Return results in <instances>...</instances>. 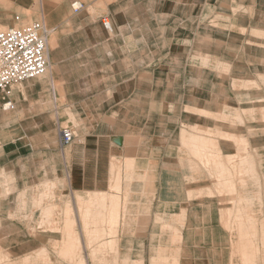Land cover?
I'll use <instances>...</instances> for the list:
<instances>
[{
	"label": "crops",
	"instance_id": "0c3cea01",
	"mask_svg": "<svg viewBox=\"0 0 264 264\" xmlns=\"http://www.w3.org/2000/svg\"><path fill=\"white\" fill-rule=\"evenodd\" d=\"M75 2L81 4L77 11L72 8ZM206 5L213 6L214 13L221 20L227 19L219 22L229 28L222 27L226 38L219 40L221 44H228L231 35L240 34L243 36L241 49L245 50L252 45L246 36L250 30L264 33V0H214L212 3L208 0H0V25L15 24V16H19V22L31 17L41 20L49 30L48 36L55 40L54 47H49L50 79L35 78L14 86L12 100L15 108L11 111L2 109L0 94V169L16 179L17 170L29 173L39 168L42 175L53 183L64 182L76 191H104L101 189L108 185L110 156L124 149L126 141H133L126 139L132 135L138 138L134 142L139 148L136 156L131 158L139 167L140 164L144 169L148 167V170L139 168V172L151 170L148 175L156 178L158 167L166 168L161 171L164 177L173 176L171 166L156 163L151 166L152 154L142 149L143 146H154L156 138L145 132L147 126H156L158 115L156 50L158 43H164V46L185 41L180 35L189 30V23L198 32ZM104 19L108 21L109 29L105 28ZM258 46L264 49V43ZM236 47L237 44L232 49L237 51ZM236 57L237 54L229 59L214 55L218 63L228 66L229 80L246 81L242 78L244 76H236ZM258 58L260 65L264 64L263 51ZM244 62L246 64L247 60ZM257 74L264 78V71L258 70ZM243 94L235 92L232 96ZM170 95L176 96L167 87L161 104L178 107L180 125L217 128L216 124L205 126L202 117L185 109L221 112V106L216 110L204 106L199 100L203 97L202 92L190 94L182 89L177 94L180 98L177 102H168ZM185 97L196 101H185ZM146 98L152 99L147 115L146 103L142 100ZM168 104L165 105L166 114H169ZM229 105L230 109H242L238 102ZM69 114L73 121H70ZM64 122L73 130L75 138L72 143L62 146L57 126ZM162 139L164 146L173 148L171 144L169 146L170 136ZM217 143L222 157L236 154L237 150L230 141ZM248 143V158L252 165L249 164L251 169L245 187H240L238 192L251 199L245 208L248 215L264 224V141ZM179 175L182 178L196 176L198 190L209 187L205 184L204 172L200 170L195 174L180 171ZM215 197L211 202L215 218L205 214L203 206L209 202L203 201L205 197L192 203L203 213L200 217L196 211L195 221L189 216L192 210L189 204L183 208L179 264H193V258L195 264L197 259H203L202 264H224L225 258V264H243V258H250L255 263L258 256L254 251L241 249L243 255L233 254L238 252L232 248L233 243H238L239 239L228 234L222 225L223 212L235 210L238 206ZM170 202L176 203L173 199ZM226 244L227 251L224 250ZM193 251L197 253L196 257Z\"/></svg>",
	"mask_w": 264,
	"mask_h": 264
},
{
	"label": "rangeland",
	"instance_id": "374dc122",
	"mask_svg": "<svg viewBox=\"0 0 264 264\" xmlns=\"http://www.w3.org/2000/svg\"><path fill=\"white\" fill-rule=\"evenodd\" d=\"M208 2L212 3L214 0H208ZM224 9L227 11V8ZM221 19L214 13L213 6L206 5L200 17L201 27L198 32L192 29V24L189 23V30L180 35L186 39L185 41H176L174 44H165L164 46V43H158L155 72L158 83L155 98L158 115L156 126L150 125L145 129L148 136L149 134L150 136L155 135L156 138L153 140L154 146L149 147L147 145L143 146L142 149L147 154H152L151 166L155 163L171 166L176 175L164 177L161 171L166 168L158 167L157 173L159 172V174L156 178L148 175L151 170L139 172V168L148 170V167L144 169L141 164L139 167L131 158V156L135 157L138 151L139 144L134 142L138 138H134L132 135L127 136V140H134L126 141L124 149H120L116 154L117 156L115 154L110 156L108 185L107 187L104 185L101 189L106 191V194L112 197L114 202L110 203L107 200L109 207L102 215L103 218H99L97 224H94V217L92 218L90 215L94 213L96 205L91 208L89 217L83 218L82 215H79L82 210L79 209L78 194L81 195L82 201H87L89 197L87 192L68 188L64 182L61 184L53 183L45 174L42 175L39 168L35 172L32 169L29 173L17 170L16 179L12 174L0 169V264H123V262L124 264H176L177 262L179 264L182 255L181 232L184 225V215L181 217V214L184 213L183 208L189 204L190 209H192L189 216L195 221L197 212L200 217L203 213L196 210L197 206L192 205V203H196L197 198L205 197L203 201H209L203 206L205 214L208 213L209 217L215 218L211 203L214 196H216V200L230 201L233 206H238L235 210L224 211L225 214L222 215L223 228L228 234L236 235L239 239L238 243H233L232 248L238 249V252L233 254L239 257L240 253L241 255L244 253L239 251L241 249L254 251V254L257 253L258 256L254 259L256 260L255 263L254 261L252 263L250 258H243L241 259L243 264H264V257L260 258L264 256V224L257 223L248 215L245 208L247 203L250 204L251 199H246L243 193L238 192L240 187H245L244 184L251 169L249 164L252 165V160L248 158L250 154L248 141H264V78L257 74L258 70L264 71V64L260 65L261 61L258 58L261 51H263L264 56V49L258 46L260 43H264V33L250 30L246 36L252 41V45L247 46L245 50L241 49L243 36L240 34L231 35L228 44H221L219 40L226 38H224L223 29H229L228 26L219 24L220 21H227V19ZM32 21L36 20L28 17V19L13 25L19 26ZM235 44H237V51L232 49ZM166 54L168 55L166 56ZM215 54L227 59L237 54V65L234 67L236 68V76H244L242 78H246V81L229 80L228 66L218 63L217 59L214 58ZM244 60L250 64H245ZM242 78L239 80H243ZM39 79L48 78L43 76ZM166 85H168L170 93L176 95L175 97L170 95L167 98L168 102L180 101L177 94L185 89V92L190 94L202 92L203 97L199 100L210 110H216L218 106H221V112L218 110L217 113L206 111L200 113L201 110L185 108L194 115L202 117L205 126L217 125L215 129H205L198 126L201 131L196 128L191 129L194 134L202 133V137L210 142L206 146L207 154L204 152L205 158L198 151H194L197 145L189 146L192 144L191 141L181 143V129L183 126L189 128L190 125L178 123L179 109L175 105L171 106L165 103V105L168 104L169 114L165 113L167 107L161 102L164 101L163 94L167 88ZM235 92L245 94L233 97ZM142 100L146 103L145 114L147 115L152 99ZM184 100L196 101V99L186 97ZM237 102L242 109L237 108L236 110L228 107L229 104H236ZM244 107L248 109H244ZM130 115L131 113L127 114L126 118L128 119ZM69 116L70 121H73L72 115L69 114ZM62 125H66V122ZM168 135L170 136L169 146L171 144L172 149L164 146L165 141L162 137H169ZM217 141H230L234 145L237 151L233 155V160L219 154ZM212 154L214 161L210 158L211 156L207 158V155ZM155 155L156 157H154ZM201 157L202 159H200ZM240 158H246L245 165H240V162L238 164L237 161ZM215 159L216 161L222 159L225 163L227 170L230 171L228 174L232 177L233 187L229 184L224 187L217 186L218 183L213 180L216 179V173L217 175L220 174L217 167L216 169L215 166H213L214 169L212 166L210 167L214 164ZM227 161L230 162L229 165ZM199 170L204 172L203 178L209 187L198 190L196 176L182 178L179 175L180 171L195 174ZM213 170H217V172L214 171L215 177L212 174ZM166 199L167 201H165ZM172 199L176 203L170 202ZM239 200L241 201L239 202ZM258 204L260 205V202ZM200 209L202 208L200 207ZM85 221L87 224L84 223ZM85 226L88 230L96 228L99 235L86 232ZM67 228L72 230L70 235H66ZM175 230L179 231V239L177 235H174ZM89 238L93 240L90 241ZM67 241L78 243L79 246L77 244V247L79 248L75 250L74 247L71 253L63 252L62 243ZM108 241L109 243H107ZM101 242L106 244L102 243L103 246L101 247ZM91 248L94 251L90 250ZM200 248H202V244ZM200 250L202 251V249ZM224 250H228V244ZM95 252L98 255H94ZM193 253L195 254V251ZM91 255H93V259ZM156 255L159 258H164L158 259ZM224 255L227 256V253ZM116 256L117 259H115ZM162 259L166 260L165 263ZM124 260L127 262L125 263ZM193 261L195 262L194 258ZM194 262L193 264H195ZM202 262H204L203 259L196 261L197 264H202ZM225 262H227V258H225L224 264Z\"/></svg>",
	"mask_w": 264,
	"mask_h": 264
},
{
	"label": "built area",
	"instance_id": "2783aa9c",
	"mask_svg": "<svg viewBox=\"0 0 264 264\" xmlns=\"http://www.w3.org/2000/svg\"><path fill=\"white\" fill-rule=\"evenodd\" d=\"M72 8L77 11L81 4L75 2ZM15 21H20L19 16L15 17ZM103 24L109 29L107 20L104 19ZM48 31L41 20L0 29V94L3 110L15 108L12 100L14 86L47 72L50 66ZM57 132L62 146L74 141L75 134L68 125L59 124Z\"/></svg>",
	"mask_w": 264,
	"mask_h": 264
},
{
	"label": "bare ground",
	"instance_id": "6f19581e",
	"mask_svg": "<svg viewBox=\"0 0 264 264\" xmlns=\"http://www.w3.org/2000/svg\"><path fill=\"white\" fill-rule=\"evenodd\" d=\"M0 27H2V28H4V26H2V25H0ZM51 38V39H50ZM49 40H51V41H49ZM47 42H48V45H49V47L50 48H53L54 47V45H55V40H54V38L53 37H49L48 36V38H47ZM50 42H51V44H50ZM57 47V46H56ZM51 65V64H50ZM50 67L51 66H49L48 67V69H47V72L45 73V74H43L42 76H39L38 78H43V76L44 77H46L47 76V78H49L50 79V73H51V69H50ZM49 71V72H48ZM48 73V74H47ZM47 74V75H46ZM52 82V81H51ZM203 111H200V113H202ZM202 115V114H201ZM205 115V114H204ZM206 115H207V113H206ZM193 128H196V129H199L196 125H190L189 126V128H185L184 126H183V128L181 129V132H180V140H181V143H186V142H192V144H189V143H187V144H189V146H193V145H197V147H198V150H197V147L196 146H194V147H196L195 148V152L196 151H198L199 153H200V155L202 154V157L203 158H205L206 157V155H204L205 153L207 154V152H206V146L208 145V142L209 141H207L208 139H206V138H204V137H202L203 135H202V133L201 134H199V133H196V134H194V133H192V131H191V129H193ZM200 130V129H199ZM201 131V130H200ZM214 142V141H213ZM210 143V142H209ZM186 144V145H187ZM212 144V143H211ZM194 147H192V148H194ZM193 151V150H192ZM203 151V152H202ZM205 152V153H204ZM195 154V153H194ZM204 155V156H203ZM197 156V155H196ZM199 156V155H198ZM208 157L207 158H209L210 156V158L212 159V156H214L213 154L212 155H207ZM219 156V158H220V155H218ZM239 156V155H238ZM202 157L200 158V159H202ZM227 157H229V159L231 158H233L234 156H232V155H228V156H226V158ZM239 159V158H238ZM237 159V160H238ZM213 160V159H212ZM233 160V159H232ZM202 161V160H201ZM206 161H208V160H206ZM214 161V160H213ZM228 162V161H227ZM238 162V164H239V162L241 163L240 165H245L246 164V158H243V159H241L240 158V160L239 161H237ZM237 162H234V164L236 163L237 164ZM213 163V162H212ZM211 163V164H212ZM232 163V162H231ZM206 164L208 165V163L206 162ZM228 165L230 164V162H228L227 163ZM207 165H205V166H207ZM231 165H233V163L231 164ZM231 165H230V168H231ZM212 166V168L214 169V167L213 166H215V169H216V167H217V170H218V172L220 173V174H218L217 175V173L215 174L216 175V179H213V180H215L218 184H217V186L219 185L220 187H224V186H228V184L231 186V187H233V185L234 184H232L231 183V181H233L232 180V177H231V175H229L228 174V171L229 170H227V168H226V165H225V163H223V161H222V159L221 160H218V161H216V159H215V162H214V164L213 165H210V167ZM233 167H235V166H233ZM232 167V169L234 170V168ZM209 168V167H208ZM237 168H238V166H237ZM210 169V168H209ZM235 169H236V167H235ZM112 170V169H111ZM217 170H213V176L215 177V175H214V171L215 172H217ZM238 170V169H237ZM210 171H211V169H210ZM230 172V171H229ZM236 174V173H235ZM234 174V175H235ZM233 175V176H234ZM213 176H212V178H213ZM235 177V176H234ZM233 177V178H234ZM240 181H241V179H240ZM116 182V181H115ZM214 182V181H213ZM234 183V182H233ZM208 191H210V190H208ZM211 192V191H210ZM87 193L89 194V197H88V200L87 201H82V197H80L81 195H79L78 194V198H77V201L79 202V209H81L82 210V213L81 214H79V215H82L81 217H83V218H87V217H89V213H90V210H91V208L94 206V205H96L97 207H96V209H95V211H93L94 213L92 214V215H90V216H92V218L94 217V219H93V223L94 224H97V220L99 219V218H101L102 217V215L103 214H105V211H106V209L109 207L108 205H107V200H109V202L110 203H112V201H113V198L112 197H109L107 194H106V192L104 191V192H102V191H87ZM210 194V193H209ZM241 200H239V202H240ZM114 202V201H113ZM238 202V203H239ZM115 204V203H114ZM111 208H112V206H111ZM240 210V209H239ZM109 211V210H108ZM110 212V211H109ZM223 214H225V213H223ZM110 215V214H109ZM109 215H106L107 217H109ZM230 215V214H229ZM105 216V215H104ZM113 216H114V214H113ZM183 216V213L181 214V217ZM237 216H239V215H237ZM82 218V219H83ZM103 218V217H102ZM112 218H114V217H112ZM182 219V218H181ZM236 219H237V217H236ZM88 220V219H87ZM111 220H113V219H111ZM110 220V221H111ZM85 224H87V222L85 221L84 222ZM91 224V223H90ZM91 226V225H90ZM94 226H96V225H94ZM85 228H86V226H85ZM101 229H103V228H101ZM66 230V229H65ZM100 230V229H99ZM104 231V230H103ZM111 231V230H110ZM114 231V230H113ZM112 231V232H113ZM71 232H72V230L70 229V228H67V231H66V235H70L71 234ZM84 232V231H83ZM86 232H91V233H96V235H99V234H97V233H99L98 232V230L95 228V229H91V230H88L87 228H86ZM86 232H85V234H86ZM241 232V231H240ZM65 233V232H64ZM107 233H109V232H107ZM174 235H177V237H178V239H179V231L177 232V230H175L174 231ZM93 236V235H92ZM113 236H115V235H113ZM70 237V236H69ZM102 237V236H101ZM109 237V236H108ZM66 238V237H65ZM68 238V237H67ZM86 238V237H85ZM73 239V238H72ZM77 239V238H76ZM90 239V238H89ZM92 239V238H91ZM91 239H90V241H91ZM96 239V238H95ZM103 239V238H102ZM74 240V239H73ZM93 240V239H92ZM101 240V239H100ZM61 241H63V240H61ZM68 241H69V239H68ZM64 242V243H62V245H63V248H62V250H63V252H66V253H71L73 250H74V247L76 248L75 250H77L79 247H77V244H75V243H72V242ZM72 241V240H71ZM88 241V240H87ZM110 241H112V240H110ZM115 241H117V239L115 238ZM98 242H99V240H98ZM97 242V243H98ZM94 243V242H93ZM96 243V242H95ZM96 243V244H97ZM102 243H105V242H101V247L103 246L102 245ZM107 243H109V241L107 242ZM91 244V243H90ZM106 244V243H105ZM110 244L112 245V243L110 242ZM109 245V244H108ZM78 246H79V244H78ZM99 246V245H98ZM113 246H114V244H113ZM112 246V247H113ZM96 247V246H95ZM97 248H99V247H97ZM104 248H105V246H104ZM111 248V247H110ZM114 248V247H113ZM242 248H243V246H242ZM90 250H93L92 248L90 249ZM98 250V249H97ZM105 250V249H104ZM94 251V250H93ZM100 251H101V249H100ZM98 252V251H97ZM75 253H76V251H75ZM157 253V252H156ZM95 254H97L98 255V253H94V255ZM157 255H158V253H157ZM156 255V256H157ZM75 256V255H74ZM177 256V255H176ZM91 257H92V259H93V255H91ZM96 257V256H95ZM95 257H94V261H95ZM158 257V256H157ZM115 258V257H114ZM160 258H164V257H160ZM159 257H158V259H160ZM104 259V258H103ZM115 259H117V256H116V258ZM151 259V258H150ZM165 259H167V258H165ZM176 259V258H175ZM174 259V261H175V263H176V260ZM121 260H123V259H121ZM128 260V259H127ZM120 261V260H119ZM125 261V263L127 262L126 260H124ZM162 261H164L163 259H162ZM166 261V260H165ZM165 261H164V263H165ZM81 262V261H80ZM150 262H151V260H150ZM157 262V261H156ZM81 263H83V262H81ZM120 263V262H119ZM138 263H140V262H138ZM152 263V262H151ZM158 263V262H157ZM178 263V262H177ZM176 263V264H177ZM96 264V263H95ZM112 264V263H111ZM123 264H124V262H123ZM130 264V263H129ZM153 264V263H152Z\"/></svg>",
	"mask_w": 264,
	"mask_h": 264
},
{
	"label": "water",
	"instance_id": "95a60500",
	"mask_svg": "<svg viewBox=\"0 0 264 264\" xmlns=\"http://www.w3.org/2000/svg\"><path fill=\"white\" fill-rule=\"evenodd\" d=\"M115 141H116L117 143H120V140H119V139H116Z\"/></svg>",
	"mask_w": 264,
	"mask_h": 264
}]
</instances>
